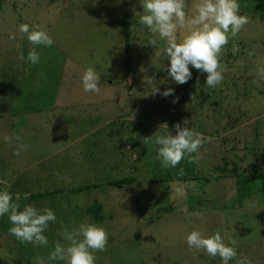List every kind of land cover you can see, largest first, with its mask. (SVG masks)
<instances>
[{
  "label": "rangeland",
  "instance_id": "374dc122",
  "mask_svg": "<svg viewBox=\"0 0 264 264\" xmlns=\"http://www.w3.org/2000/svg\"><path fill=\"white\" fill-rule=\"evenodd\" d=\"M139 2L1 0L0 191L17 196L22 191V210L28 204L25 194L33 190L32 205L53 209L57 222L45 233L47 247L18 241L13 248L9 245L8 256L9 240L0 241V264H35L36 257L46 258L61 239V223L74 227L84 221L98 223L115 237L106 251L95 253V264H221L219 257L188 248L186 236L193 229L221 231L226 242L236 240V259L264 264V192L239 198L237 179L215 180L212 172L222 165L223 155L233 160L247 152L250 162L252 152L264 154V80L256 74L264 62V0H238L249 23L222 50L224 79L211 88L205 84L206 74L191 66L192 78L183 85L162 70L169 62L160 61L148 44L155 38L162 48L166 41L147 28L140 30L133 12L142 13ZM192 2L187 0L189 12ZM25 23L41 25L54 41L51 47L36 46L40 62L34 65L18 59L17 45L25 57L33 48L19 32ZM10 33L15 40L9 39ZM88 67L101 74L98 94L83 91ZM145 77H155L161 92L172 88L174 96L150 94ZM185 120L184 126L205 139L199 153L192 154L199 163L186 173L196 180L149 182L153 173L168 178L177 170H161L159 161L153 163L152 144L144 140L146 149L152 147L146 151V156L153 155L151 164L137 161V151L145 150L138 145L139 135H164L163 124L175 135L173 126ZM11 136L21 137L27 151L15 155V146L5 139ZM109 176L134 177L119 188L105 184ZM113 178L112 184L118 181ZM181 185L184 197L175 192ZM24 187L32 190L24 192ZM94 204L95 213L103 216L93 217L99 222L83 213ZM185 206L193 214L190 219L181 211ZM5 223L12 226L8 218ZM134 232L140 236L135 238Z\"/></svg>",
  "mask_w": 264,
  "mask_h": 264
},
{
  "label": "clouds",
  "instance_id": "9594fccd",
  "mask_svg": "<svg viewBox=\"0 0 264 264\" xmlns=\"http://www.w3.org/2000/svg\"><path fill=\"white\" fill-rule=\"evenodd\" d=\"M142 13L133 9L134 15L138 17L137 23L141 25V31L147 28L152 34L159 36L166 41V46L157 48V40L152 38L149 44L156 49L155 56L166 59L167 66L162 65V70L177 84L183 85L192 78L190 67L206 74L205 84L208 87L219 86L224 79L226 66L221 63V53L230 39H234L241 30L249 23V18L241 14L238 0H193L191 12L188 11L187 0H140ZM136 25L131 26L135 30ZM19 32L27 36V40L33 45L25 57L20 45H17L19 52L18 59L21 62L37 64L40 62V55L36 46L51 47L53 39L44 28L37 25L21 24ZM9 39L15 40V33L9 34ZM23 39V36L21 37ZM236 51L237 45L233 44ZM250 55H252L250 53ZM154 66V65H153ZM144 71V69H141ZM257 76L264 80V62L257 67ZM101 74L94 67L85 69L82 76L83 91L96 93L100 88ZM143 83L151 86L152 95H161L165 98L174 96V90L167 88L160 91L157 87L155 77H145ZM257 84L258 80H253ZM178 98L172 102L175 103ZM175 124V135L168 131L167 124L161 125L165 128L166 134L155 135L145 138V143L152 144L155 152V159L160 162L164 169L176 168L185 158L190 157V163H199V157L192 154L199 153L205 139L201 133L194 129ZM6 142L15 146V155L21 151H27L28 145L20 143L21 137H6ZM178 175H184V169L180 168ZM0 186L3 182L0 181ZM175 192L178 196H186L184 187L177 186ZM14 201L13 196L7 190L0 191V217L8 216L12 227L9 233L14 235L21 243H28L33 246L47 247L48 238L44 233L50 223L57 222V216L49 207L37 208L25 204L21 210V204ZM181 211L190 219L193 215L188 212L187 207ZM61 239L54 242L53 250L47 257L38 256L35 264H50V262L63 261L64 264H95L96 252L107 250L109 234L104 227L93 222L84 221L74 227L60 224ZM236 240L225 241L221 231L206 233L200 229H193L186 236V244L189 249L203 250L212 258L219 257L221 264H229L236 259ZM236 264H251L247 257L236 259Z\"/></svg>",
  "mask_w": 264,
  "mask_h": 264
},
{
  "label": "trees",
  "instance_id": "16d2710c",
  "mask_svg": "<svg viewBox=\"0 0 264 264\" xmlns=\"http://www.w3.org/2000/svg\"><path fill=\"white\" fill-rule=\"evenodd\" d=\"M0 3H1V0H0ZM138 124V128L142 130L143 132V123H141L140 121L137 123ZM216 135V134H215ZM139 138H140V143H138V145L143 149V147L145 148V150H139L137 151V157H138V160L137 161H140V160H144V163H146V165L149 167V164H151L150 162V159H149V156H151L152 154L149 153V155L146 156V151L147 152H150L151 148H147L146 149V145L144 144L143 145V140L145 139L144 135L141 134L139 135ZM252 149V148H250ZM260 149V148H259ZM255 150V149H254ZM227 151H225V154H226ZM253 154L251 155V159H250V162H246V159H247V152H245L244 154L238 156V155H235V156H232L233 160L231 159H227V156L223 155L221 160H222V165H217V166H214L212 172L215 173V177L214 179L215 180H219V179H222V178H235L237 179V190H238V196L239 198H245L248 200L249 196L255 194V193H258L259 191H262L264 192V154L258 152V151H254L252 152ZM153 156V155H152ZM143 158V159H142ZM183 161L181 163H179L177 165L176 168H174L173 170H177V172H174L172 173L169 169H164L161 167V170L164 169V170H168L170 171V173H168V178H160V173L159 172H156L158 174H155L153 173L152 175H150V172L147 173V175H150L151 177L149 178V182L151 183H159V182H163V181H168V182H173V181H176V182H189L190 180L194 181L196 179H194V176L193 177H189V175H187L186 173L188 171H193L194 167L190 168L191 166H195L194 163H190L189 160L190 158L189 157H185L184 159H182ZM152 162L158 164V160L155 159V156H153V160ZM245 164V165H244ZM232 166V167H230ZM180 168H183L184 169V175L183 176H180L178 175V171ZM147 170H149V168H147ZM189 174V173H188ZM191 175V174H190ZM114 177L113 179H115L116 177L115 176H112ZM111 176H109L107 179L105 178H102L101 180H106L105 181V184L106 185H110V186H121L119 188H122V185H124V183H131V181L133 180V177L134 176H128V177H120L118 179V181H116L114 184L111 183ZM167 177V176H166ZM193 178V179H192ZM212 178V175L209 174V181L211 180ZM167 179V180H166ZM103 184V182H101ZM95 188V187H94ZM24 192H29L31 191L32 189L31 188H27V187H24L22 189ZM12 194H15V192L13 191H8ZM33 190L30 192V193H26V198L28 200V204L29 205H32V198L33 197H36V195H34L33 193ZM19 194H22V195H19L17 196L15 194V196H13V199L14 201L17 200V197L20 199V201L23 200L24 198V194L22 193V191H19ZM40 196H44L42 193H40ZM250 199V198H249ZM263 199H264V196H263ZM35 206V205H34ZM98 209V205L94 204L92 206H90L87 210H83V213H84V216H90V218L94 221V222H99V221H95V219L93 217H95V215H97L98 217L96 218L97 220L98 219H102L103 216L102 215H98L95 213V211ZM8 218L7 215L3 216V217H0V229L2 230V232L0 231V241L2 242H7V240H9V243H8V250H7V255L10 256L12 255L11 254V251L12 248L15 246V243L17 245L18 243V240L16 239V237L12 234L9 233V227H12V226H9L5 223L6 219ZM77 220H81V218L79 217H75ZM84 218V217H82ZM98 224V223H96ZM50 229V225L47 229V231H49ZM46 231V232H47ZM45 232V233H46ZM44 233V235H45ZM134 236L135 238H138L140 235H139V232H134ZM12 246V248L9 247ZM19 245V244H18ZM54 264H57V262H53ZM61 264H64L63 262H61Z\"/></svg>",
  "mask_w": 264,
  "mask_h": 264
},
{
  "label": "crops",
  "instance_id": "0c3cea01",
  "mask_svg": "<svg viewBox=\"0 0 264 264\" xmlns=\"http://www.w3.org/2000/svg\"><path fill=\"white\" fill-rule=\"evenodd\" d=\"M139 3H140V2H139ZM140 5H141V3H140ZM141 7H142V6H141ZM99 15H100V14H99ZM103 15H104V13H103ZM103 15H102V14L100 15L101 18H102V19H106L107 17L104 18ZM105 16H106V15H105ZM124 21H125V20L123 19V22H124ZM210 104H212V103H210ZM263 114H264V113H263ZM149 137H150V136H149ZM146 138H148V137L146 136ZM154 139H155V137L153 138V140H154ZM96 187H97V186H96ZM96 187H95V188H96ZM49 189L52 190V188H49ZM13 196H15V194H13ZM114 238H115V237H114L113 235H110V236H109V239H110L109 242H111Z\"/></svg>",
  "mask_w": 264,
  "mask_h": 264
}]
</instances>
